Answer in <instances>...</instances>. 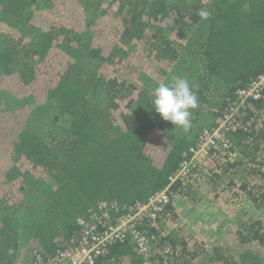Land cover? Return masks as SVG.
<instances>
[{"label": "trees", "instance_id": "16d2710c", "mask_svg": "<svg viewBox=\"0 0 264 264\" xmlns=\"http://www.w3.org/2000/svg\"><path fill=\"white\" fill-rule=\"evenodd\" d=\"M263 71L264 0H0V264L50 257L100 202L147 200ZM174 76L198 96L187 132L151 103ZM239 115L247 129L226 133L237 158L209 157L201 182L174 185L160 227L140 223L151 251L129 237L95 264H264V100ZM215 200L226 217L199 246L183 212ZM28 209L43 214L33 231Z\"/></svg>", "mask_w": 264, "mask_h": 264}, {"label": "built area", "instance_id": "2783aa9c", "mask_svg": "<svg viewBox=\"0 0 264 264\" xmlns=\"http://www.w3.org/2000/svg\"><path fill=\"white\" fill-rule=\"evenodd\" d=\"M249 100H264V71L238 89L235 100L224 109L220 122L203 131L198 143L189 149V156L169 175L164 187L152 193L147 200L128 208L118 205L117 202H100L99 208L92 211L90 218L77 219L79 230L74 239L48 258L36 252L33 264H95L113 244L129 237L138 252L146 256L151 251L155 236L142 230L140 223L146 219L155 227H160L159 219L165 207L181 197L174 191V185L181 179L201 182L205 168L202 173L197 170L201 169V165L207 164L209 157L218 158L221 162H231L237 158L238 151L231 149L226 133L247 129V124L240 118L239 113ZM114 210L123 212L114 216ZM143 264H152V261L147 260Z\"/></svg>", "mask_w": 264, "mask_h": 264}, {"label": "clouds", "instance_id": "9594fccd", "mask_svg": "<svg viewBox=\"0 0 264 264\" xmlns=\"http://www.w3.org/2000/svg\"><path fill=\"white\" fill-rule=\"evenodd\" d=\"M197 15L202 20H207L211 12L200 9ZM151 103L165 121H171L175 127H181L185 132L192 127V110L199 107L193 85L180 76L172 77L169 83H160L154 89Z\"/></svg>", "mask_w": 264, "mask_h": 264}, {"label": "rangeland", "instance_id": "374dc122", "mask_svg": "<svg viewBox=\"0 0 264 264\" xmlns=\"http://www.w3.org/2000/svg\"><path fill=\"white\" fill-rule=\"evenodd\" d=\"M186 58V57H185ZM183 50L181 48L179 59L176 62L175 71L179 72V69L188 71L189 68V58L185 60ZM186 76V75H185ZM189 80V79H188ZM47 128H50L49 126ZM208 171V168L205 167V172ZM239 172L236 173V177ZM228 176V175H227ZM229 178V176H228ZM228 180V179H227ZM221 186L218 191L213 193L214 190L211 191V195H214L216 197L221 196L222 199H219V203H223L225 201V196L228 194L226 192H221V195L219 192L221 191ZM223 202H222V201ZM236 201V200H233ZM214 202H217V205H213L212 207L209 204V201L201 202L198 206L197 212L191 211L193 208L191 205H189V231L190 233L194 234L196 236V242L201 246L202 244H207L208 237L214 232V229L217 226V220L216 215L220 213L219 211V203L218 200H215ZM225 203V202H224ZM191 211V212H190ZM182 212V210H181ZM193 212L195 214H193ZM26 217L21 221L22 225L24 226L26 230L32 229L33 231V225L35 226L34 221L39 220L43 218V214L40 213L37 210H29L25 213ZM192 214V215H191ZM184 215V212H183ZM185 219V218H183Z\"/></svg>", "mask_w": 264, "mask_h": 264}, {"label": "crops", "instance_id": "0c3cea01", "mask_svg": "<svg viewBox=\"0 0 264 264\" xmlns=\"http://www.w3.org/2000/svg\"><path fill=\"white\" fill-rule=\"evenodd\" d=\"M219 211H220V213H219V221L221 220H223V217L225 218L226 217V213H224V210L219 206ZM181 211V210H180ZM182 212H183V210H182ZM187 215H188V217H189V210H188V214L186 213V211H184V215H183V218H186L187 217ZM220 221V222H221ZM222 231V230H221Z\"/></svg>", "mask_w": 264, "mask_h": 264}]
</instances>
